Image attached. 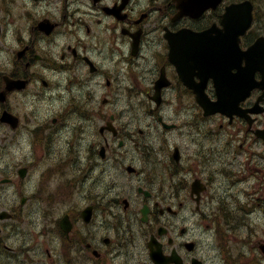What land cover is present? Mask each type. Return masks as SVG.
Returning <instances> with one entry per match:
<instances>
[{
    "label": "clouds",
    "instance_id": "1",
    "mask_svg": "<svg viewBox=\"0 0 264 264\" xmlns=\"http://www.w3.org/2000/svg\"><path fill=\"white\" fill-rule=\"evenodd\" d=\"M184 3L0 0V264H264V0ZM182 32L229 38L227 109Z\"/></svg>",
    "mask_w": 264,
    "mask_h": 264
},
{
    "label": "water",
    "instance_id": "2",
    "mask_svg": "<svg viewBox=\"0 0 264 264\" xmlns=\"http://www.w3.org/2000/svg\"><path fill=\"white\" fill-rule=\"evenodd\" d=\"M217 0H185L183 10L190 12L193 15L198 14L204 7L215 6ZM222 24V23H221ZM204 44L200 42L201 48L197 50L199 55L206 53L210 55V61H213L216 67L225 66L227 69L235 67L232 64L233 59L239 58L237 53L233 50V47H225V44L229 42V38L225 34H218L216 40L210 34H204ZM195 46H197L195 44ZM205 48V49H204ZM214 55V56H213ZM252 55V54H250ZM228 100H222L218 107L227 108Z\"/></svg>",
    "mask_w": 264,
    "mask_h": 264
},
{
    "label": "flooded vegetation",
    "instance_id": "3",
    "mask_svg": "<svg viewBox=\"0 0 264 264\" xmlns=\"http://www.w3.org/2000/svg\"><path fill=\"white\" fill-rule=\"evenodd\" d=\"M217 21H218V20H217ZM187 74H188V75H191V77H190V76H187V78H188V82L191 83L192 85H194V87H196L198 91L201 90L202 87H203L204 85L202 84V85H200V86H196V85L193 83V81H192V77H193L194 75H198V72H196V71H194V72L188 71ZM214 89H215L214 82H213L212 79H209V81H208V83H207V85H206V87H205V92H206L207 94H209L210 99H212L213 101H215V100L217 99V97H215L214 95H212V92L214 91Z\"/></svg>",
    "mask_w": 264,
    "mask_h": 264
}]
</instances>
